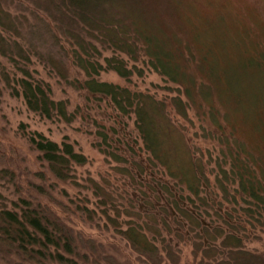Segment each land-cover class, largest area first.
I'll use <instances>...</instances> for the list:
<instances>
[{
  "label": "trees",
  "instance_id": "1",
  "mask_svg": "<svg viewBox=\"0 0 264 264\" xmlns=\"http://www.w3.org/2000/svg\"><path fill=\"white\" fill-rule=\"evenodd\" d=\"M19 1L22 4L0 0V101L4 97L19 101L38 121L70 124L77 109L69 113L67 100L54 98L51 80L86 99H106L114 114L132 119L145 152L168 172L175 185L187 189L185 198L193 206L196 203L211 211L220 226L228 229L225 233L221 227L211 231L201 227V233L209 239L221 238L232 264H249L252 260L236 246L242 223L264 230V33L252 34L256 29L264 31V22L259 26L262 19L231 37L220 29V21L211 24L208 20L202 31L183 24L177 8L164 9L166 17L162 18L157 11H141L134 0ZM173 19L179 22L173 24ZM204 34L210 38L202 40ZM69 67L81 78L72 77ZM109 72L127 84L133 76L152 73L168 85L164 90L174 91L167 103L173 115L189 126L194 127L187 111L195 118L198 132L194 135L206 146L202 162L209 165L211 185L232 214L219 215L200 195L199 185L207 182L202 162L199 157L189 158L192 152L184 138L180 139L183 128L169 121L165 99L100 79ZM228 119L249 128L255 137L251 146L232 134L235 124ZM92 124L100 142L95 144L98 152L116 164L125 163L111 149L107 132L94 120ZM15 133L34 152L40 170L30 173L38 184L27 180L23 191L22 174L11 169L0 146V187L11 185L18 195L7 203L0 197V260L6 264H118L110 256V246L99 240L84 239L85 246L91 245L95 252L83 249L80 230L75 229L78 233L73 235V227L67 223L73 215L79 225L80 214L84 222L104 220L134 253L160 264L162 259L141 226L118 220L121 213L128 212L115 205L105 189L90 178L85 180L86 186L75 183L74 171L87 159L74 144L66 140L57 144L22 123ZM58 184L91 189L96 202L76 194L73 204L70 191L57 188ZM67 205H72V211ZM189 222L199 227L195 218L190 217ZM121 223L127 228L121 230Z\"/></svg>",
  "mask_w": 264,
  "mask_h": 264
},
{
  "label": "rangeland",
  "instance_id": "2",
  "mask_svg": "<svg viewBox=\"0 0 264 264\" xmlns=\"http://www.w3.org/2000/svg\"><path fill=\"white\" fill-rule=\"evenodd\" d=\"M10 1L13 4H22L19 0ZM134 1L139 2L137 6L141 11L154 10L160 13L162 18L166 17L164 9L177 8L183 24H188L190 28L196 26L202 31L207 26L208 20L211 24L220 21L221 28H219L224 32L226 30V33L228 32L231 37H236L238 35L236 32L248 28L251 23H255L258 19H262L259 26H262L264 22V0ZM178 22H175V19L172 21L173 24ZM263 33L264 31L260 33L256 29V32L252 34L258 36L259 34L263 35ZM200 38L202 40L209 39L210 36L204 34ZM69 71L72 72L70 73L72 77L81 78V74L75 68L69 67ZM100 79L113 82L119 86H127L131 90L147 91L156 99L164 98L169 121L183 128L180 139L184 138V144L192 152L189 158L196 160L199 157L201 162L204 160L205 144L201 143V140L194 135L195 132H198L195 126L197 124L195 118L192 117L190 111H187L193 123L192 126H194L191 127L183 119L173 115L167 101L170 96L174 95V91L169 90L168 92L164 90L162 87L168 85L160 78L152 73H147L141 78L133 76L127 84L126 81L109 72L102 74ZM50 84H52V92L56 100H67L69 113L74 112L75 108L77 109V115H75L74 120L70 124L38 121L32 114L26 112L19 101L7 97L0 101V146H2L1 148L7 157V161H10L11 169L17 175L19 173L22 174L23 177L19 176V180L23 191L27 180L32 179L30 173L40 169L36 165L34 152L27 149V145L15 133L19 123L24 124L33 132H41L47 139L55 141L57 144L64 140L72 145L74 144L75 149H78L87 159L85 165L75 169V183L86 186L85 180L90 178L101 188L105 189L115 201V205H119L122 211L128 212L127 215L120 212L118 220H129L133 224L141 226L144 236L153 243L152 245L156 248L157 255L162 259L160 264H220V262L232 264V256L228 253V247L220 243L221 238L209 239L204 233H201V227H207L209 231L213 227H221L225 233L228 232V229L220 226L221 221L217 220L211 211L201 209L202 207L197 206L196 203L193 206L185 198L188 195L187 189L183 186L175 185L168 172L148 152H145L143 143L138 138L131 118L119 117L114 114L111 106L108 105L107 100L104 98L98 101L91 98L86 99L84 98L85 95L76 92L75 89L73 90L69 86H60L55 84L54 80H51ZM250 117L251 119L254 118V116ZM92 120L98 126H101L99 129L107 132L111 149H115L125 160V163L116 164L104 154L98 152L95 144H100V142L95 136L96 130H94L95 127L92 124ZM229 121L233 124L231 119ZM234 127L232 134L244 139L247 146H251L249 142L253 141L255 137L248 131L249 128L243 123L235 124ZM192 147L198 150L193 153ZM262 158L264 159V153ZM178 159L181 158L179 157ZM202 165V171L207 182L199 185L200 190H202L200 195L206 198L207 204L211 205V208L215 209L219 215H224L225 211L232 214L229 211V206L227 207L223 201H220V197L216 195V190L211 185L212 175L208 173L209 165L207 166L204 162H202ZM117 168H120V170L117 171ZM32 182L38 184L34 179H32ZM42 185L45 189L48 187L46 184ZM57 188L69 190V194L73 199L71 203L73 204L76 203V194L77 198L84 195L89 201L96 202V198L92 196L91 189L85 190L81 187H71L68 184L65 186L58 184ZM17 196L11 185L4 184L0 187V197L3 198L2 203H7L8 200L14 201ZM38 199L42 203L47 202L45 201L46 198H43L45 200ZM72 205H67L66 208L72 211ZM93 206L95 205L87 207L91 209ZM180 210L186 214L183 215ZM94 212L96 214L97 209ZM190 217L198 221L199 227L193 226L194 224L189 222ZM70 218V222L67 220V223L73 227L71 228L73 235L78 233L75 229L80 230L81 245L84 250L87 249L90 253L96 251L91 245L86 247V242H84V239H90L91 241L94 239L93 241L99 240L101 243L106 244L105 247L110 246L111 251L113 250L110 256H114L118 264L119 262L121 264H129V261H134L135 264H157L145 255L134 253L126 245L123 238L114 234L112 227L105 223L104 220L93 219L91 222H84L79 214V225H77L73 215ZM120 225L121 230L127 228L125 223ZM211 234V236H215V233L212 232ZM237 237L239 238V245L236 246V249L243 253L245 252L249 256L252 260L249 264H264V230L257 225L251 227L242 223ZM236 249L234 248V250ZM104 250L106 249L104 248ZM103 259L111 263L114 262L110 257H103ZM0 264L6 263L0 260Z\"/></svg>",
  "mask_w": 264,
  "mask_h": 264
}]
</instances>
